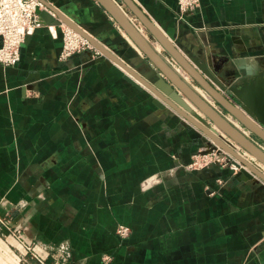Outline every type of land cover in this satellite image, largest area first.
Returning <instances> with one entry per match:
<instances>
[{
	"label": "crops",
	"instance_id": "1",
	"mask_svg": "<svg viewBox=\"0 0 264 264\" xmlns=\"http://www.w3.org/2000/svg\"><path fill=\"white\" fill-rule=\"evenodd\" d=\"M133 1L222 94L264 114V0H200L184 20L177 0ZM44 5L19 62L0 66V216L36 244L8 231L7 251L29 264H264V181L191 166L203 133L104 54L60 59L69 20L149 82L167 80L98 0Z\"/></svg>",
	"mask_w": 264,
	"mask_h": 264
},
{
	"label": "water",
	"instance_id": "2",
	"mask_svg": "<svg viewBox=\"0 0 264 264\" xmlns=\"http://www.w3.org/2000/svg\"><path fill=\"white\" fill-rule=\"evenodd\" d=\"M98 1L118 22L120 27L125 31L137 48L146 55L152 64L156 66L157 70L161 72L168 81L162 80L160 82H155L154 84L149 82L145 77L137 73L133 68L118 58L114 53L90 36L77 24L67 20L68 26L86 37L102 52V54H104L108 62H114L123 68L127 73L125 77L129 81L133 82L134 80H132L131 77H134L146 86L155 95L156 98L154 103L157 107H170L178 112V114H180L185 120H188L191 124L195 125L203 133L201 140L205 143L206 147L201 154L213 151H226L238 161L236 162V165L239 168L237 172L238 177L244 176L250 180L260 179L264 181V172L257 163L243 158L232 146L227 144L217 134L215 129V127L220 128L229 138L236 142L240 148H243L248 152L253 159H256L264 165V148L259 144V141L264 143V114L255 108L252 112L249 111L247 115L243 112L244 108L239 107L227 96L222 94L209 79L205 78L203 74L183 56L172 40L133 0H122V2L141 22V24H143L144 30L149 33V35H146L139 30L116 0ZM152 38L155 39L161 45L163 50L169 54L171 59H173V61H175L182 70H184L186 74H188L191 79L212 98L213 101H216L222 108H224L233 119L225 116V114L215 108L213 104L205 100L203 94H200L197 89L191 86L187 80L176 71L170 61L162 56L160 50L153 45ZM233 91L237 93L235 88ZM173 94L181 99L184 98L183 96L189 99L209 122H206L205 120L200 121L197 118V112L191 111L188 107H185L174 98ZM251 117L256 120H253Z\"/></svg>",
	"mask_w": 264,
	"mask_h": 264
},
{
	"label": "built area",
	"instance_id": "3",
	"mask_svg": "<svg viewBox=\"0 0 264 264\" xmlns=\"http://www.w3.org/2000/svg\"><path fill=\"white\" fill-rule=\"evenodd\" d=\"M177 5L178 18L184 20L200 7V0H177ZM42 8H45L43 0H0V66L13 67L19 62L21 47L27 36L32 35L37 28L44 24L39 14V10ZM87 49L95 50L99 55L102 54L86 37L76 30L69 26L63 28L61 60H66L72 54ZM236 162L238 161L230 154L223 151H213L204 155L197 154L190 165L204 167L216 164L231 166L238 170ZM130 231V228L125 225H120L117 228L118 234L122 237L129 236ZM14 235L16 236V234ZM19 238L23 239L27 251L34 253L35 242L25 240L21 234H19ZM61 248L66 255L63 259L67 261L71 257V250L66 245Z\"/></svg>",
	"mask_w": 264,
	"mask_h": 264
},
{
	"label": "rangeland",
	"instance_id": "4",
	"mask_svg": "<svg viewBox=\"0 0 264 264\" xmlns=\"http://www.w3.org/2000/svg\"><path fill=\"white\" fill-rule=\"evenodd\" d=\"M129 14H130V11H129ZM131 16H132V12H131ZM140 22H139V26H140ZM138 25V24H137ZM140 27H142V26H140ZM143 28V27H142ZM143 30H144V28H143ZM145 31V30H144ZM147 32L145 31V34H146ZM148 34V33H147ZM146 34V35H147ZM174 66V65H173ZM175 67V66H174ZM175 69H176V71H178L181 75H184L185 76V78H186V80H187V82L191 85V86H193L195 89H197L198 90V92L200 93V94H207L201 87H199V85L198 84H196L192 79H191V77L188 75V74H186V72L184 71V70H182V68L178 65V67H175ZM208 95V94H207ZM185 99H187L186 97H184ZM190 103H191V105L193 104L189 99H187ZM215 103H216V101H214ZM212 104H213V101H212ZM216 104H218V103H216ZM194 105V104H193ZM220 109V111L223 113V114H225V116H227L228 118H230V119H233V117L224 109V108H219ZM192 111H195V112H200V110L196 107L195 108V110H192ZM202 114V113H201ZM197 115H199V114H197ZM183 118V117H182ZM187 122H189V121H187ZM189 124H191L190 122H189ZM214 125V124H213ZM215 126V125H214ZM221 131V130H220ZM221 133L224 135V137H222L223 138V140H225V142H227L229 145H231L232 147H235V145H238L236 142H234L231 138H229L226 134H224L222 131H221ZM239 151L242 153V154H245L246 156H247V158L249 159V161H251V162H256L257 163V165L263 170V168H264V165L261 163V162H259V161H257L256 159H253V157L248 153V152H246L243 148H240V146H239ZM210 153H212V152H210ZM206 154H209V153H206ZM204 155V154H203ZM226 157H228V156H226ZM250 157V158H249ZM230 160H231V158H230ZM0 218H1V220H0V264H29V263H23V262H19V260H18V257H16V256H14L12 253H9L8 251H7V234L10 232L12 235L13 234H16V237L17 238H19V234H22V231L19 229V228H17V227H14V226H12V224H11V221L10 220H8V219H5L4 217H2V216H0ZM3 230H7V233H5V238L2 236V235H4V234H2V232H4ZM9 231V232H8ZM15 236V235H14ZM29 261H31V260H29ZM31 263L32 264H38V263H36V262H34V261H31Z\"/></svg>",
	"mask_w": 264,
	"mask_h": 264
},
{
	"label": "bare ground",
	"instance_id": "5",
	"mask_svg": "<svg viewBox=\"0 0 264 264\" xmlns=\"http://www.w3.org/2000/svg\"><path fill=\"white\" fill-rule=\"evenodd\" d=\"M139 29L145 34V31L143 30V28L142 27H140L139 26ZM79 33V32H78ZM82 35V34H81ZM157 49L158 50H161V46L160 45H157ZM119 66V65H118ZM141 84V83H140ZM173 96H174V98L176 99V100H178L180 103H182L185 107H188V109H190L191 111H192V109L187 105V104H185V102H183V99H181L180 97H178L177 95H175V94H173ZM204 97H205V100L207 99V100H212V98L209 96V95H207V94H205V95H203ZM196 107V106H195ZM243 110V109H242ZM243 112H245L244 110H243ZM247 112V111H246ZM245 112V113H246ZM254 120V119H253ZM220 129V128H219ZM221 130V129H220ZM217 131V130H216ZM222 131V130H221ZM223 132V131H222ZM224 133V132H223ZM217 134L222 138V137H224V135L222 134V133H220V132H218L217 131ZM225 134V133H224ZM223 139V138H222ZM225 141V140H224ZM227 143V142H226ZM228 144V143H227ZM231 146V145H230ZM234 148V147H233ZM235 149V148H234ZM235 151H237V153H239L243 158H245L246 160H248L246 157H244L241 153H240V151H238V150H236L235 149ZM249 161V160H248Z\"/></svg>",
	"mask_w": 264,
	"mask_h": 264
}]
</instances>
